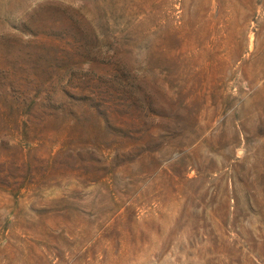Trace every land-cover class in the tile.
Masks as SVG:
<instances>
[{
    "label": "rangeland",
    "instance_id": "obj_1",
    "mask_svg": "<svg viewBox=\"0 0 264 264\" xmlns=\"http://www.w3.org/2000/svg\"><path fill=\"white\" fill-rule=\"evenodd\" d=\"M0 264H264V0H0Z\"/></svg>",
    "mask_w": 264,
    "mask_h": 264
}]
</instances>
